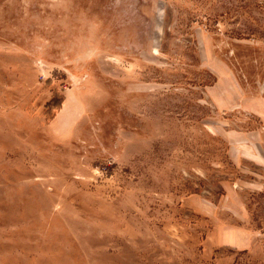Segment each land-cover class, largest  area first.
Here are the masks:
<instances>
[{"label": "rangeland", "instance_id": "1", "mask_svg": "<svg viewBox=\"0 0 264 264\" xmlns=\"http://www.w3.org/2000/svg\"><path fill=\"white\" fill-rule=\"evenodd\" d=\"M0 264H264V0H0Z\"/></svg>", "mask_w": 264, "mask_h": 264}, {"label": "crops", "instance_id": "2", "mask_svg": "<svg viewBox=\"0 0 264 264\" xmlns=\"http://www.w3.org/2000/svg\"><path fill=\"white\" fill-rule=\"evenodd\" d=\"M229 235L231 237L225 239L226 244H229V242L231 241L233 245H237V246L248 247V246L253 245V241H252V238L250 236V233L245 232L240 228L232 229Z\"/></svg>", "mask_w": 264, "mask_h": 264}]
</instances>
